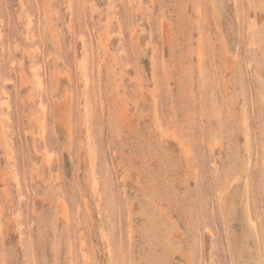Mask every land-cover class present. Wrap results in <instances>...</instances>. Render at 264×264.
Instances as JSON below:
<instances>
[{
  "label": "rangeland",
  "instance_id": "374dc122",
  "mask_svg": "<svg viewBox=\"0 0 264 264\" xmlns=\"http://www.w3.org/2000/svg\"><path fill=\"white\" fill-rule=\"evenodd\" d=\"M0 264H264V0H0Z\"/></svg>",
  "mask_w": 264,
  "mask_h": 264
}]
</instances>
